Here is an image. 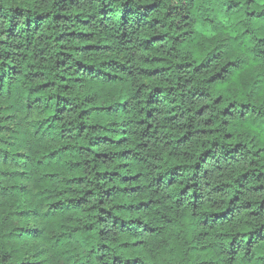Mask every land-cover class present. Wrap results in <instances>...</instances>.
<instances>
[{"label": "trees", "instance_id": "trees-1", "mask_svg": "<svg viewBox=\"0 0 264 264\" xmlns=\"http://www.w3.org/2000/svg\"><path fill=\"white\" fill-rule=\"evenodd\" d=\"M0 264H264V0H0Z\"/></svg>", "mask_w": 264, "mask_h": 264}]
</instances>
